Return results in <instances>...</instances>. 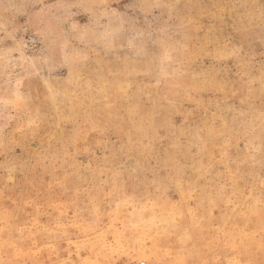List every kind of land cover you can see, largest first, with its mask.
I'll use <instances>...</instances> for the list:
<instances>
[{"label": "rangeland", "instance_id": "rangeland-1", "mask_svg": "<svg viewBox=\"0 0 264 264\" xmlns=\"http://www.w3.org/2000/svg\"><path fill=\"white\" fill-rule=\"evenodd\" d=\"M0 264H264V0H0Z\"/></svg>", "mask_w": 264, "mask_h": 264}]
</instances>
